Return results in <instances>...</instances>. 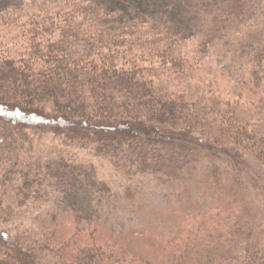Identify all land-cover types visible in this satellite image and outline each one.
<instances>
[{"label": "trees", "instance_id": "1", "mask_svg": "<svg viewBox=\"0 0 264 264\" xmlns=\"http://www.w3.org/2000/svg\"><path fill=\"white\" fill-rule=\"evenodd\" d=\"M0 23L26 40L24 55L0 53L5 192L28 200L49 188L77 225L95 226L114 194L71 149L107 160L141 185L195 188L224 213L251 197L245 152L257 149L264 162V0H0ZM195 57L214 59L227 81L257 98L253 113L218 95L206 99L210 88L191 85ZM155 60L172 66L164 79ZM44 135L65 149L44 153L35 141ZM141 197L126 190L129 208L145 215ZM217 216L178 229L188 235L180 246L160 247L163 236L149 240L152 253L98 244L67 251L72 239L49 225L1 231L0 264H45L52 255L57 264H264L263 249L239 250L235 242L258 226L239 219L230 234L217 229Z\"/></svg>", "mask_w": 264, "mask_h": 264}, {"label": "rangeland", "instance_id": "2", "mask_svg": "<svg viewBox=\"0 0 264 264\" xmlns=\"http://www.w3.org/2000/svg\"><path fill=\"white\" fill-rule=\"evenodd\" d=\"M25 41L20 33L5 28L0 23V53L24 55ZM189 44L187 51L189 57H192L191 51L195 48V44L193 42ZM196 59V61L189 62L195 71L194 79L189 82L191 85L210 88L206 99L211 95H218L222 100H230L240 108L253 113L258 104L257 98H253L248 90L239 91L227 81L224 76V68L214 59L204 57ZM153 68L155 74L160 79H164L172 66L169 64L159 65L156 61ZM172 79L174 77L170 80ZM183 80L187 81L176 79L177 82L174 81L173 84L176 85ZM234 88L239 92H235ZM255 130L258 129L255 128ZM194 135L200 137L199 134ZM35 141L39 146L38 149L43 150L44 153L54 147H56L54 149H65L61 146L60 141L51 136H36ZM253 150L245 152L244 157L249 164V168L245 169V172L249 174L246 177V184L249 186L247 193L251 197L244 201L245 205L235 207L229 214L221 212L223 206L218 210L215 209V203L195 188L183 193L177 188L173 190L160 186L154 181L141 185L138 180L129 181L116 174L107 160L94 157L84 150L68 149L67 151L79 162L94 164L98 169L99 177L112 188L113 203L103 207L97 224L90 228L86 224L77 225L72 216L59 207L49 188L39 189L42 193L40 198L25 200L13 192H5V189L0 185V212L8 213L0 216V232L4 231L14 235L29 227L37 230L43 225H49L56 230L62 240L72 239L73 243L67 247V251L75 252L86 245L98 244L108 246L120 254L133 251L152 253L153 250L148 248L149 240L159 239L163 236V242L161 244L159 242L160 247L170 249L168 245L173 243L174 247L180 246L188 241V235L182 233L181 236H178V229L186 232L194 230L199 223L207 224V221H201L202 219L208 220V216L218 215L214 220L218 225L217 229L223 227L230 234L234 230L232 226L236 225L239 219L247 220L253 226H258L256 231L244 234L246 240L243 241L244 236L237 235L235 242L240 245L239 250L246 245H255L264 251V162L261 158H256L257 149L253 148ZM128 189H135L142 196L143 202L141 203L144 206L142 211L145 215H139L137 211L129 208V204L125 200V193ZM227 216H229L228 219ZM176 218H179V221L174 226ZM171 230L174 233H169ZM238 248L236 247V249ZM157 256L159 263H163L161 260L164 255L160 257V254H157ZM57 261L58 259L52 255L47 258L45 264H57ZM215 264L219 263L215 262Z\"/></svg>", "mask_w": 264, "mask_h": 264}]
</instances>
